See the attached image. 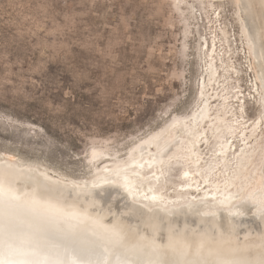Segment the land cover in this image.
<instances>
[{
  "label": "rangeland",
  "instance_id": "1",
  "mask_svg": "<svg viewBox=\"0 0 264 264\" xmlns=\"http://www.w3.org/2000/svg\"><path fill=\"white\" fill-rule=\"evenodd\" d=\"M254 5V0H0V160L76 180L101 178L106 168L119 166L118 176L163 195L165 210L190 203L227 210L230 205L205 194L216 189L219 196L226 187L234 194L231 204L254 201L262 211L264 85L256 62L263 40ZM205 98L210 110L200 125L202 146L194 165L188 138L174 140L169 132L199 112ZM226 140L232 146L221 153ZM145 145L146 157L136 158ZM132 159L138 167H131ZM185 170L195 177L192 182ZM187 183H195L197 191H187ZM142 194L134 196L152 208ZM144 223L135 225L144 232L156 229L152 221ZM48 231L63 240L61 228ZM218 246L215 252H226ZM246 249L232 251L250 255ZM204 252L194 247L188 256ZM242 258L241 264H249L260 257Z\"/></svg>",
  "mask_w": 264,
  "mask_h": 264
},
{
  "label": "bare ground",
  "instance_id": "2",
  "mask_svg": "<svg viewBox=\"0 0 264 264\" xmlns=\"http://www.w3.org/2000/svg\"><path fill=\"white\" fill-rule=\"evenodd\" d=\"M254 2V7L258 8L256 14L262 20V27L258 28L259 37L263 40L258 43L261 59L256 65L259 70L257 74L264 85V0ZM250 16L254 17L252 14ZM248 20L252 25L250 21L254 20ZM255 33V29L250 31V34ZM250 37L255 45L253 35ZM212 75L213 72H210V80ZM208 110L210 108L205 98L199 112L193 113L188 121L182 119L176 122L177 125L169 132L174 140L180 136L188 138L189 147L194 152L190 155V162L194 165L197 164L194 158L196 151L202 146L204 129L200 125L209 116ZM231 127L232 124L227 125V128ZM232 143L228 144L226 140L220 148L221 153H226ZM146 147L139 151L136 158L146 157ZM151 161L148 166L153 169ZM132 162L131 167H138L135 160ZM121 169L119 166L106 168L107 173L101 178L76 180L53 176L9 159L0 160V264H73L74 261L82 264H213L212 260L216 262V259L218 264H241L239 259L242 257L251 259L255 255L260 258L250 260L249 264H253L252 261L264 264V208L262 211L256 209L254 201L232 205L234 194L225 187L219 196L216 189H212V192L208 190L205 194L223 206L230 205L227 210H216L214 206H205V203L203 207L200 206L202 204L190 203L165 210L161 206L165 201L162 200L163 195L155 190L147 193L146 187L128 181L129 177L118 176ZM183 175L191 182L195 179L190 170H185ZM187 184V191H197L195 183ZM23 187L32 190L26 191ZM139 193H143L142 200L153 203L152 208L138 201L134 195ZM77 212L86 214V217ZM144 221H152L156 229L144 232L135 225L138 222L144 226ZM66 225H72L74 229L66 228ZM49 228H61L59 236L63 240H54ZM9 233L12 242L6 243ZM67 240L70 241L66 243ZM215 245H220L217 249L226 252H215ZM194 247L201 248L207 254L188 256ZM235 247L244 251L250 248V255L238 256L232 251Z\"/></svg>",
  "mask_w": 264,
  "mask_h": 264
},
{
  "label": "snow or ice",
  "instance_id": "3",
  "mask_svg": "<svg viewBox=\"0 0 264 264\" xmlns=\"http://www.w3.org/2000/svg\"><path fill=\"white\" fill-rule=\"evenodd\" d=\"M11 242H12V236L9 233L8 236H7V239H6V243H11ZM73 264H82V262L74 261Z\"/></svg>",
  "mask_w": 264,
  "mask_h": 264
}]
</instances>
